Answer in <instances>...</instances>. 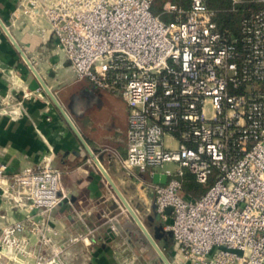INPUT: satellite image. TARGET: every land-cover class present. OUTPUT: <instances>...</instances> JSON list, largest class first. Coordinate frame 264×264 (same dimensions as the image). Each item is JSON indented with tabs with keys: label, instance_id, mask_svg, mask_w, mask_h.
Segmentation results:
<instances>
[{
	"label": "built area",
	"instance_id": "2783aa9c",
	"mask_svg": "<svg viewBox=\"0 0 264 264\" xmlns=\"http://www.w3.org/2000/svg\"><path fill=\"white\" fill-rule=\"evenodd\" d=\"M13 1L18 17L49 24L77 80L126 102L120 164L131 176H167L147 186L175 263L264 264V0H233L259 7L237 34L219 27L208 0L167 2L162 15L155 0ZM43 161L20 172L0 162V197L25 212L0 216V264H71V248L96 232L65 236L52 224L69 193L64 172ZM186 173L203 195L185 193ZM108 223L119 236L118 216Z\"/></svg>",
	"mask_w": 264,
	"mask_h": 264
},
{
	"label": "crops",
	"instance_id": "0c3cea01",
	"mask_svg": "<svg viewBox=\"0 0 264 264\" xmlns=\"http://www.w3.org/2000/svg\"><path fill=\"white\" fill-rule=\"evenodd\" d=\"M16 11L15 1L0 0V101L9 104L8 112H0V162L11 171L20 172L42 165L45 158L64 172L69 201L53 211L52 224L65 236L97 228L94 235L71 248V264H164L132 216H127V209L124 210L100 167L107 171L154 236L155 228L163 223L147 184L158 183L156 176H131L120 164V158L127 155L126 102L87 80H77L51 37L49 24L42 19L18 17ZM231 11L235 12V7ZM163 18L171 20L173 16ZM0 216L17 221L23 219L25 212L12 209L0 197ZM113 216H118L119 236L110 233L108 222ZM157 243L171 263L176 264L172 238L166 234Z\"/></svg>",
	"mask_w": 264,
	"mask_h": 264
},
{
	"label": "trees",
	"instance_id": "16d2710c",
	"mask_svg": "<svg viewBox=\"0 0 264 264\" xmlns=\"http://www.w3.org/2000/svg\"><path fill=\"white\" fill-rule=\"evenodd\" d=\"M171 1L172 3L179 4L187 8L190 0H155L152 11L157 14L163 11L164 5ZM209 6L218 11L216 21L222 30H232L234 33H239V23L242 18L251 10H257L259 7L256 4L242 3L235 6V12L231 11L233 6L232 0H208ZM208 187H203L198 184L190 173H186L184 182V191L187 195L200 197L207 191Z\"/></svg>",
	"mask_w": 264,
	"mask_h": 264
},
{
	"label": "water",
	"instance_id": "95a60500",
	"mask_svg": "<svg viewBox=\"0 0 264 264\" xmlns=\"http://www.w3.org/2000/svg\"><path fill=\"white\" fill-rule=\"evenodd\" d=\"M7 33L10 35L8 29L5 27ZM12 38V36H11ZM12 40L14 41L15 45L19 48V50L21 51L20 47L18 46V44L15 42V40L12 38ZM22 52V51H21ZM24 58L27 60V62L29 63V65L31 66V68L36 72L34 66L32 65V63L30 62V60L28 59V57L22 52ZM41 83L43 85V87L45 88V90L50 94V96L52 97V99L54 100V102L56 103V105L58 106V108L62 111L63 115L65 116V118L67 119V121L69 122V124L72 126V128L76 131V133L78 134V136L81 138V140L85 143L84 139L82 138L81 134L78 132V130L75 128V126L73 125L72 121L70 120L69 116L67 115V113L63 110L62 106L59 104L58 100L56 99V97L54 96V94L49 90L48 86L46 85V83L42 80ZM99 163V162H98ZM102 172L104 173V175L106 176L108 182L110 183V185L112 186V188L115 190V192L117 193V195L119 196L120 200L122 201L123 205L126 207L127 211L129 212V214L132 216V218L134 219V221L136 222V224L139 226V228L142 230V232L145 234L146 238L148 239V241L152 244V246L155 248V250L157 251L159 257L161 258L162 262L164 264H172L171 261L168 259V257L165 255V253L162 251V249L159 247L157 240H159L160 238H162L163 236H165L166 234H168L170 237H172V233L171 232H165L164 230V226L163 224H159L156 228H155V235L152 236V234L149 232L148 228L146 227V225L143 223V221L141 220V218L138 216V214L136 213V211L133 209V207L131 206V204L128 202V200L125 198V196L122 194V192L118 189V187L114 184L113 180L111 179V177L109 176V174L107 173V171L100 165ZM156 182L161 183V184H166L167 183V176L166 175H161V176H156L155 178ZM167 212L170 214L172 212V209H168ZM150 220L152 221V223H154L155 219L154 218H150Z\"/></svg>",
	"mask_w": 264,
	"mask_h": 264
},
{
	"label": "rangeland",
	"instance_id": "374dc122",
	"mask_svg": "<svg viewBox=\"0 0 264 264\" xmlns=\"http://www.w3.org/2000/svg\"><path fill=\"white\" fill-rule=\"evenodd\" d=\"M203 187H204V186H203ZM122 206H123L124 210H126V208L124 207V205H123V204H122ZM125 212H126L127 216H129V217H130V215H129L128 211L126 210Z\"/></svg>",
	"mask_w": 264,
	"mask_h": 264
}]
</instances>
